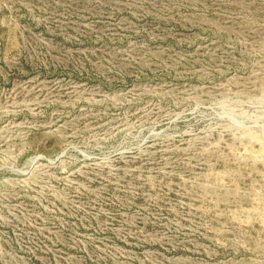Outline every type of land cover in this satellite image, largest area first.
<instances>
[{
	"label": "rangeland",
	"instance_id": "374dc122",
	"mask_svg": "<svg viewBox=\"0 0 264 264\" xmlns=\"http://www.w3.org/2000/svg\"><path fill=\"white\" fill-rule=\"evenodd\" d=\"M0 264H264V0H0Z\"/></svg>",
	"mask_w": 264,
	"mask_h": 264
},
{
	"label": "clouds",
	"instance_id": "9594fccd",
	"mask_svg": "<svg viewBox=\"0 0 264 264\" xmlns=\"http://www.w3.org/2000/svg\"><path fill=\"white\" fill-rule=\"evenodd\" d=\"M222 118L228 119L231 123H234L237 126H243L244 125L243 118L239 114H236V113L226 114Z\"/></svg>",
	"mask_w": 264,
	"mask_h": 264
}]
</instances>
